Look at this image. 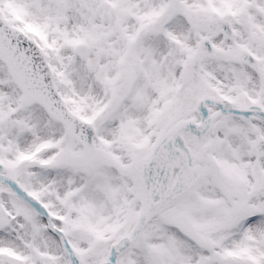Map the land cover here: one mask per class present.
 Here are the masks:
<instances>
[{
	"label": "snow or ice",
	"instance_id": "6c2138e0",
	"mask_svg": "<svg viewBox=\"0 0 264 264\" xmlns=\"http://www.w3.org/2000/svg\"><path fill=\"white\" fill-rule=\"evenodd\" d=\"M0 264H264V0H0Z\"/></svg>",
	"mask_w": 264,
	"mask_h": 264
}]
</instances>
